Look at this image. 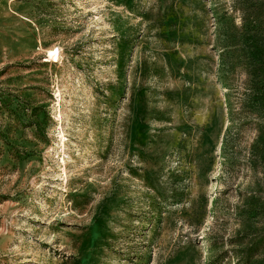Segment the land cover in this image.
I'll list each match as a JSON object with an SVG mask.
<instances>
[{"label":"rangeland","instance_id":"1","mask_svg":"<svg viewBox=\"0 0 264 264\" xmlns=\"http://www.w3.org/2000/svg\"><path fill=\"white\" fill-rule=\"evenodd\" d=\"M0 264H264V0H0Z\"/></svg>","mask_w":264,"mask_h":264}]
</instances>
